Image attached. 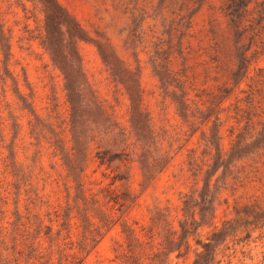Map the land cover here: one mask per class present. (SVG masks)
<instances>
[{"label":"rangeland","instance_id":"374dc122","mask_svg":"<svg viewBox=\"0 0 264 264\" xmlns=\"http://www.w3.org/2000/svg\"><path fill=\"white\" fill-rule=\"evenodd\" d=\"M55 1L83 32L74 44L91 95L125 130L130 102L99 48L135 74L152 137L147 149L168 164L146 181L134 158L108 168L90 146L76 190L52 146L54 135L70 146L69 106L63 76L40 44L44 13L36 0H0V264H122L124 230L148 243V254L161 241L149 238L155 213L177 229L183 197L201 191L212 164L211 136L224 159L237 136L250 142L264 131V0H248L237 29L227 15L229 0ZM238 48L246 68L235 79ZM162 68L175 81L168 90L154 73ZM175 83L185 94V117L171 99L181 94ZM117 174L127 179L113 183ZM122 194L130 200L118 199L124 204L119 211L109 199ZM214 195L212 220L169 255V264H193L201 251L197 241L205 242L237 212L243 220L245 207L264 210V144L230 161ZM79 215L94 226L108 221L96 245L82 240ZM214 264H264V222L239 227L217 247Z\"/></svg>","mask_w":264,"mask_h":264},{"label":"trees","instance_id":"16d2710c","mask_svg":"<svg viewBox=\"0 0 264 264\" xmlns=\"http://www.w3.org/2000/svg\"><path fill=\"white\" fill-rule=\"evenodd\" d=\"M36 2L40 4L44 13V31L40 37V44L47 52L54 67L63 76L66 101L69 106L68 132L70 146L65 147L62 145L57 135H54L52 142L54 150L65 167L67 177L72 179L76 185L75 189L78 190L80 188L78 183L84 170L83 165L87 161L88 150L90 146L95 145L93 157L100 165H106L109 168L113 162H129L131 158H134L142 169L144 180H152L155 174L166 167L168 160L163 155H159V157L151 156L147 149V144L152 142V137L147 116L141 108V95L137 77L131 71L122 68L116 60L110 59L99 48V52L109 67L112 77L123 86L130 102L129 130L121 129L115 123L107 108L91 95L87 87L74 44V39L84 38L82 30L55 0H36ZM247 4L248 0H229L227 15L234 29L238 28ZM64 34L67 35L66 38L61 37ZM241 49H237V68L233 73L235 79L245 73L246 59ZM154 73L164 90H168L169 86L175 82L171 79L168 71L163 68L162 71L155 70ZM175 84H177L176 87L179 88L181 93V87L178 83ZM169 93L171 95L176 94L174 92ZM172 97L180 116L185 117V94L181 93L176 98L173 95L171 99ZM34 125H31L32 134L35 132ZM103 143L109 145L113 150L101 147ZM261 144H264V131L250 142H245L244 136L239 135L227 157L222 159L214 137L211 136L208 145L215 150L214 155L211 157L212 164L207 165V170L204 172V184L201 191L196 195L195 190L183 197L180 210L181 219L178 221L177 229L171 223H166V217L161 211L155 213L151 218L149 238L157 237L161 241L157 244L156 251L151 252L152 249H149L150 253L148 254L145 253L146 248H143L148 243L144 244L138 238H135L131 232L124 230L125 249L121 255L122 264H139L144 255L147 261L144 264H169V255L173 252H179L183 246L188 244V238L196 233L199 227L210 223L212 220L215 186L218 180L223 177L230 161L233 158H242L251 149L259 148ZM195 162L194 155L189 156V165L192 168L193 166L196 167L193 176L197 177L200 171L197 169L198 165ZM220 168H222L220 176L215 179L214 189H211V178ZM12 174L16 178L14 171ZM126 179L127 176L124 174H117L112 177L113 183L125 181ZM75 199L82 201L84 207L88 205V200L84 196L80 198L75 196ZM118 199L130 200L125 194H122L120 198L118 195L110 197L109 202L113 201L117 204ZM118 204V210L120 211L124 204ZM238 214L240 215V212L236 213L237 218L235 220L223 223L219 229L211 233L205 242L197 241L201 251L195 255L193 264H214L217 247L225 242L228 237L234 236L239 227L243 226L245 229L247 226L257 227L264 222V210L254 211L245 207L241 213L245 217L243 220L239 218ZM249 217L251 218L250 221L247 220ZM79 218L82 228V240L89 242V244L93 243V246L96 245L101 238L99 230L108 227V223L105 224L107 220L102 219L99 221L100 226H94V224L89 223L86 216L79 215ZM103 221L105 222L103 223ZM91 226H93V229L90 230ZM155 230L156 233L154 234ZM97 238L99 239L96 240Z\"/></svg>","mask_w":264,"mask_h":264}]
</instances>
